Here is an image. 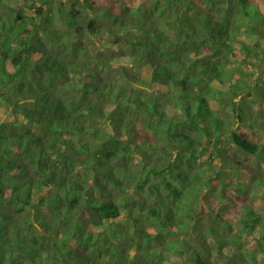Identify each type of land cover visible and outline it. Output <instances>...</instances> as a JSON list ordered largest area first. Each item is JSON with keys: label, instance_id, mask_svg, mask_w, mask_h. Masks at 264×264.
I'll return each mask as SVG.
<instances>
[{"label": "trees", "instance_id": "obj_1", "mask_svg": "<svg viewBox=\"0 0 264 264\" xmlns=\"http://www.w3.org/2000/svg\"><path fill=\"white\" fill-rule=\"evenodd\" d=\"M0 10V264H264V0Z\"/></svg>", "mask_w": 264, "mask_h": 264}, {"label": "rangeland", "instance_id": "obj_2", "mask_svg": "<svg viewBox=\"0 0 264 264\" xmlns=\"http://www.w3.org/2000/svg\"><path fill=\"white\" fill-rule=\"evenodd\" d=\"M28 14H32V12ZM51 24H53L56 27V29L66 32L65 31L66 25L62 23L61 20L60 21L54 20L51 22ZM63 40L64 41L70 40L68 39L67 33H65V35L63 36ZM85 41H88V40L85 39ZM261 74L264 75V72ZM252 79H255V77H253ZM248 103L249 104L247 106V115L244 116L245 125L240 128V131L248 133L253 141L259 143V145L264 146V134L263 133L254 131L253 134H251L252 127L258 128L260 123L264 120V114H261V112L259 111L261 109L260 102L259 100H257V98L253 96L248 99ZM2 111L0 110V119L4 120L6 115ZM238 124L239 123H236L237 126ZM223 176L224 178H222L220 182L221 184H219L220 186L222 185V182L227 183V181L229 180L228 176L226 175V171H224ZM237 186H238V181L232 178L229 186L225 189L226 196L221 193L220 189H218L217 192L214 194L215 198L205 200V205H203L204 207L205 206L208 207L210 212H212L213 214L218 213L219 205H220V207H222L223 209H225V211L228 212V215H224V217L226 221L229 222V224L233 225L232 227L234 229L239 228L240 226L238 224L237 225L235 224V220L233 219L232 216L235 214V212L240 210L241 207H243L245 204L244 202L239 201L237 199L236 200H233V198L231 199V197L233 196L236 197L238 195L236 192ZM228 199H231V200H228ZM248 200L251 201V203H253L255 202L254 200L256 199H252V200L248 199ZM217 201L219 203L216 205ZM259 205H260L259 203L256 204L255 209H259ZM200 226H201V229H203L205 227V221L204 222L202 221L200 223ZM255 235L256 236L258 235V231H255ZM216 263L223 264L221 260H217Z\"/></svg>", "mask_w": 264, "mask_h": 264}]
</instances>
